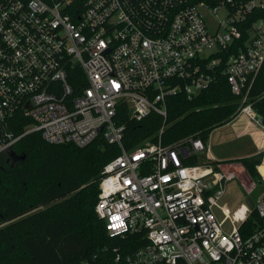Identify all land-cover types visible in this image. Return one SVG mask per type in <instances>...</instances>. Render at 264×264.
I'll use <instances>...</instances> for the list:
<instances>
[{
	"label": "built area",
	"instance_id": "obj_1",
	"mask_svg": "<svg viewBox=\"0 0 264 264\" xmlns=\"http://www.w3.org/2000/svg\"><path fill=\"white\" fill-rule=\"evenodd\" d=\"M263 65L264 0H0V156L34 132L78 148L102 136L121 153L100 172L95 212L110 238L142 242L125 264H264V195L233 216L218 206L240 166L210 159L200 139L162 145L164 126L127 152L115 120L120 106L165 118L170 96L191 100L217 71L253 119Z\"/></svg>",
	"mask_w": 264,
	"mask_h": 264
},
{
	"label": "trees",
	"instance_id": "obj_2",
	"mask_svg": "<svg viewBox=\"0 0 264 264\" xmlns=\"http://www.w3.org/2000/svg\"><path fill=\"white\" fill-rule=\"evenodd\" d=\"M230 53L227 50L224 57ZM241 99L217 71L210 85L191 100L182 92L170 96L165 118L150 113L137 120L128 107L120 106L115 120L124 128L122 147L130 152L145 141L156 143L162 126L164 146L187 139L206 144L215 129L238 116ZM248 103L264 119V65L252 81ZM22 126L15 132L21 133ZM120 153L102 136L78 148L47 144L34 132L23 136L10 154L1 155L0 264H125L123 258L142 242L134 236L110 238L95 212L100 172ZM259 158L237 161L251 179L259 180ZM116 253L122 256L118 262Z\"/></svg>",
	"mask_w": 264,
	"mask_h": 264
},
{
	"label": "rangeland",
	"instance_id": "obj_3",
	"mask_svg": "<svg viewBox=\"0 0 264 264\" xmlns=\"http://www.w3.org/2000/svg\"><path fill=\"white\" fill-rule=\"evenodd\" d=\"M225 13L226 11L224 8H219L217 13L214 15H211L210 13L206 14L207 22L212 29L216 27L219 20H223ZM240 114L242 113L239 112L238 115ZM235 120L236 124L246 123L247 121L246 118L242 116H239ZM251 120L259 128V131L263 135V127H261L255 120ZM234 125H225L223 128L217 129L209 135L207 142H210L215 152V156H217L215 157L216 160L222 162L230 160V162L233 161V164L238 163L241 165L240 162H237L239 161V158L252 156L259 157L260 155L259 159H261L262 154H259V152L255 149L250 136L236 138V129ZM234 173L235 179L226 184L224 194L218 201V206L225 207L231 216L239 212L241 205L246 203L245 199L247 197H250L254 203H257L259 198L264 195L263 180L249 178L246 172L241 170L239 167L235 169ZM224 230L229 232L230 227L228 222L224 226Z\"/></svg>",
	"mask_w": 264,
	"mask_h": 264
},
{
	"label": "crops",
	"instance_id": "obj_4",
	"mask_svg": "<svg viewBox=\"0 0 264 264\" xmlns=\"http://www.w3.org/2000/svg\"><path fill=\"white\" fill-rule=\"evenodd\" d=\"M239 116L245 117L246 120H247L246 123H242V124H238L237 123L236 124V120L235 119L238 118ZM236 118L233 119L230 123L227 124V125H231V126L235 124L234 127L236 129V131H235L236 138L250 136V138L252 139V142H253V144L255 146V149L259 152V154H262L263 151H264V134L262 135V133L259 131V128L246 115L240 114ZM253 120H254V118H253ZM223 127H221V128H223ZM218 129H220V128H218ZM215 130H217V129H215ZM209 144H210V142H206V147H207V150H208L207 156L210 159H213V161L222 162V161H217L216 160L215 157H217V156H215V152H214L211 144L210 145ZM245 158H250V157H245ZM239 159H241V158H239ZM228 161H230V160H228ZM228 161H223V163H228ZM260 161H261V159H260ZM235 165L240 166L244 170V168L240 164L235 163ZM257 167H260V162L257 165Z\"/></svg>",
	"mask_w": 264,
	"mask_h": 264
},
{
	"label": "water",
	"instance_id": "obj_5",
	"mask_svg": "<svg viewBox=\"0 0 264 264\" xmlns=\"http://www.w3.org/2000/svg\"><path fill=\"white\" fill-rule=\"evenodd\" d=\"M254 120H255V121H256L261 127L264 128V119H263V118H261L259 115L256 114L255 117H254ZM99 130H101V128H100ZM21 159H23V157H22ZM245 202H246L247 206L249 207V209H250V210H253V208H254V203H253L252 199H251L250 197H247V198L245 199Z\"/></svg>",
	"mask_w": 264,
	"mask_h": 264
},
{
	"label": "bare ground",
	"instance_id": "obj_6",
	"mask_svg": "<svg viewBox=\"0 0 264 264\" xmlns=\"http://www.w3.org/2000/svg\"><path fill=\"white\" fill-rule=\"evenodd\" d=\"M259 172H260L261 174H264V166H260V167H259Z\"/></svg>",
	"mask_w": 264,
	"mask_h": 264
}]
</instances>
